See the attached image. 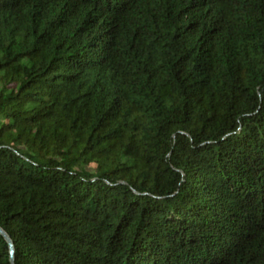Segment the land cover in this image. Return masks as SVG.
<instances>
[{"label":"trees","instance_id":"1","mask_svg":"<svg viewBox=\"0 0 264 264\" xmlns=\"http://www.w3.org/2000/svg\"><path fill=\"white\" fill-rule=\"evenodd\" d=\"M0 228L12 264H264V0H0Z\"/></svg>","mask_w":264,"mask_h":264},{"label":"water","instance_id":"2","mask_svg":"<svg viewBox=\"0 0 264 264\" xmlns=\"http://www.w3.org/2000/svg\"><path fill=\"white\" fill-rule=\"evenodd\" d=\"M0 233L3 235L4 239L6 240L7 244H8V253H9V264H12V259H13V245H12V241L9 238V236L4 232V230H2V228H0Z\"/></svg>","mask_w":264,"mask_h":264}]
</instances>
